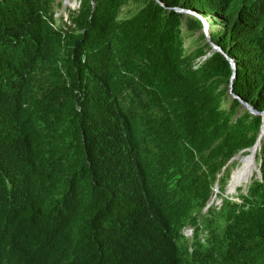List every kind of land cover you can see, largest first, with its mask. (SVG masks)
<instances>
[{
    "label": "trees",
    "instance_id": "16d2710c",
    "mask_svg": "<svg viewBox=\"0 0 264 264\" xmlns=\"http://www.w3.org/2000/svg\"><path fill=\"white\" fill-rule=\"evenodd\" d=\"M159 1L0 0V264H264L262 118L174 10L262 112L264 0Z\"/></svg>",
    "mask_w": 264,
    "mask_h": 264
},
{
    "label": "water",
    "instance_id": "95a60500",
    "mask_svg": "<svg viewBox=\"0 0 264 264\" xmlns=\"http://www.w3.org/2000/svg\"><path fill=\"white\" fill-rule=\"evenodd\" d=\"M157 3H159L160 5H162L160 3L159 0H155ZM75 4H76V1H75ZM65 5V3H64ZM176 12H179V13H183L185 15H192V16H195L197 17L198 19H200V21L202 22L203 24V33L205 35V37L207 38V41L208 43L210 44L212 50L214 52H218L220 53L222 56H224V58L230 63V67L233 71L232 73V76H231V79H230V83H229V93L231 95V97L233 99H237L239 101V103L241 104L242 108L246 109L250 114L254 115V116H260L262 118V126H261V129H260V134L258 136V138L256 139L254 145L250 148V149H247L246 151H248V155H246L245 157H251V160H252V164L254 165V170L256 171V177L260 178L261 177V174H260V170H259V167H260V163H256V152L260 149V144H261V140L262 138L264 137V126H263V123H264V110L262 112H258L256 111L254 108H252L249 104H247L246 102L242 101L240 98H238L237 96H235L233 93H232V83H233V80L235 79V76H236V70H235V64L233 62L232 59H230L228 57V55L222 51V49L218 46H216L215 44H213L210 39H209V36H208V29H209V25H208V22L205 18H203L202 16L196 14L195 12H192V11H189V10H183V9H178V8H175L174 9ZM209 56V55H208ZM242 157L244 156H241V154L239 153L237 156H235L231 161H238L240 160ZM253 176V175H251ZM231 178H232V175L230 177V181H231ZM230 181H229V184H230ZM244 182L242 181L241 184H243ZM246 183V182H245ZM216 192L217 189H215L214 191V196L213 198L216 196ZM212 198V199H213ZM212 199H211V202L208 204V206L212 203ZM207 206V207H208Z\"/></svg>",
    "mask_w": 264,
    "mask_h": 264
},
{
    "label": "rangeland",
    "instance_id": "374dc122",
    "mask_svg": "<svg viewBox=\"0 0 264 264\" xmlns=\"http://www.w3.org/2000/svg\"><path fill=\"white\" fill-rule=\"evenodd\" d=\"M58 2L59 1H61V2H63V3H65V5H66V7L63 5L61 8H55V12H56V18H62L64 21L66 20V18H67V14H68V11H67V6H69L70 8H72V9H76L77 8V6L75 7V1L76 0H57ZM132 6H130V7H127L126 9H129V11H132ZM212 29H215V30H219L220 29V27L216 24V25H214V27L212 28ZM209 31V30H208ZM198 36V34H196L194 37H186V39H185V46H188L189 44H190V42L192 41V44H190V47L191 48H193V46L195 45V43H193V41H194V39H196V37ZM225 107H228V103H226L225 104ZM240 164H241V162H239V160L238 161H236V166H235V168L233 169V172L235 173H233V175H234V177H233V179H232V183H231V185L230 184H228L227 185V187H226V190H225V194L226 195H230V196H236L237 195V189L238 188H242V192H245L246 191V189H247V186L250 184V179H251V177H250V174H251V169H250V173L249 174H247V176H246V178H245V180H244V183L243 184H239L238 186H237V184H238V182H239V177H238V175H239V167H240ZM252 166V165H251ZM238 167V168H237ZM232 175V176H233ZM252 175H256V171L254 170L253 171V173H252ZM248 177H250L249 178V180L245 183V181H246V179L248 178ZM217 193L218 192H216V196L212 199V202L214 203V205H217V206H220V204H221V200L220 199H218L217 198ZM212 204V203H211ZM184 233V235H186V231H184L183 232ZM190 236H187V238H189Z\"/></svg>",
    "mask_w": 264,
    "mask_h": 264
},
{
    "label": "bare ground",
    "instance_id": "6f19581e",
    "mask_svg": "<svg viewBox=\"0 0 264 264\" xmlns=\"http://www.w3.org/2000/svg\"><path fill=\"white\" fill-rule=\"evenodd\" d=\"M240 162H241L240 167H239L240 171H239V175H238L239 182H238L237 186L239 184H241L242 181L244 182L247 174L250 173V169H251V165H252L251 157H244L243 159L240 160ZM233 177H234V175L231 178L230 185L232 183Z\"/></svg>",
    "mask_w": 264,
    "mask_h": 264
},
{
    "label": "built area",
    "instance_id": "2783aa9c",
    "mask_svg": "<svg viewBox=\"0 0 264 264\" xmlns=\"http://www.w3.org/2000/svg\"><path fill=\"white\" fill-rule=\"evenodd\" d=\"M184 231H186V237L187 236H190L191 237V234H192V229H190V228H187V229H185Z\"/></svg>",
    "mask_w": 264,
    "mask_h": 264
},
{
    "label": "clouds",
    "instance_id": "9594fccd",
    "mask_svg": "<svg viewBox=\"0 0 264 264\" xmlns=\"http://www.w3.org/2000/svg\"><path fill=\"white\" fill-rule=\"evenodd\" d=\"M187 228H189V227H187ZM187 228H185V229H187ZM191 229V228H190ZM184 232V231H183ZM184 234V233H183ZM192 235V234H191ZM190 238V237H189Z\"/></svg>",
    "mask_w": 264,
    "mask_h": 264
}]
</instances>
